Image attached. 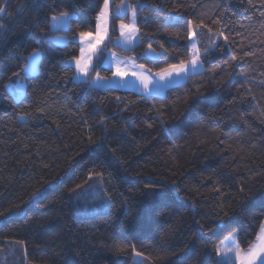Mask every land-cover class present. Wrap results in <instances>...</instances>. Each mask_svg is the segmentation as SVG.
I'll list each match as a JSON object with an SVG mask.
<instances>
[{"label":"trees","instance_id":"trees-1","mask_svg":"<svg viewBox=\"0 0 264 264\" xmlns=\"http://www.w3.org/2000/svg\"><path fill=\"white\" fill-rule=\"evenodd\" d=\"M121 3L137 13L131 50L114 43ZM103 5L0 0V264H217L232 234L247 249L264 221V0H115L88 79L111 76L109 51L151 73L187 63L193 37L203 70L161 96L73 81ZM63 12L70 31L53 32Z\"/></svg>","mask_w":264,"mask_h":264},{"label":"snow or ice","instance_id":"snow-or-ice-1","mask_svg":"<svg viewBox=\"0 0 264 264\" xmlns=\"http://www.w3.org/2000/svg\"><path fill=\"white\" fill-rule=\"evenodd\" d=\"M110 2L114 3L115 0H104L103 9L97 16L95 35H93L90 31H82L79 33L80 55L78 58L73 57L75 69L77 72V76L73 78V81L78 82V84L80 85L86 83L98 85L99 82L104 79L99 75V73H97L94 80H89L88 77L91 62L93 60V56L97 51V47L103 42V39L108 32ZM141 7L143 6L141 5ZM4 11L5 9L3 7H0V13H4ZM129 11L132 12L131 21L129 24L121 23L119 25L120 36L123 39L116 42L118 46L123 47L126 50H131L133 48V41H136L138 45V37L136 36V33L138 32V29L136 27L137 13L131 4L121 3L119 5H116L115 15L117 17L122 18ZM72 19L73 17L68 12H63L59 16H53L51 18V30H53V32L59 30H63L65 32L70 31V22L72 21ZM190 35L192 34L190 33ZM48 42L65 47L68 43V41L64 37L55 35ZM161 47L163 48V46ZM192 49L193 51L191 55L190 66L184 61H180L178 64L170 63L167 65V67L162 68L159 72L155 73L154 76H148L145 74L143 64L136 65L135 62L132 61L131 63L133 64L134 69L138 68L141 71L134 70L129 73L128 71H122L120 68H117L115 75L123 78L131 74L138 80H140L146 90L148 89V85H153L157 89V91H161L169 84L176 83L178 78H186L189 76L190 72L195 73L196 69L202 67L200 61V52L195 43L192 44ZM164 52H167V49H165ZM148 55L149 59L153 63H156L159 60H163L165 58L164 53H149ZM42 59L43 53L40 49L34 50L27 57V63L23 68H21V71L25 74V79L38 73L39 67L42 63ZM233 59H235V57H233ZM69 67H71V62H69ZM147 72L150 73L151 70L148 69ZM160 81H164L165 83L162 85ZM116 86L119 87L122 85L116 83ZM7 87L10 90V93L18 100L25 94L26 85L21 83L20 80H10ZM217 256L221 257V259L217 261V264H235V261H239V264H264V224L260 226V230L256 235L255 242L250 244L247 250H243L240 248L238 239L236 235L233 234L229 238L226 248H221L219 246L217 247Z\"/></svg>","mask_w":264,"mask_h":264},{"label":"crops","instance_id":"crops-1","mask_svg":"<svg viewBox=\"0 0 264 264\" xmlns=\"http://www.w3.org/2000/svg\"><path fill=\"white\" fill-rule=\"evenodd\" d=\"M111 7H112V3L110 2V16H109L108 32H107V35H105V37L103 39V42L98 45L96 53L102 48V46L107 42V40L109 38L110 21H111ZM71 16L73 17V15H71ZM131 18H132V12L129 13L128 21L125 22V24H129L130 21H131ZM121 23H123V22H121ZM121 23L118 24V27H117L118 36H117V38H116V40H115L114 43H115V45L118 48H120L122 50H126L125 48L118 46L117 43H116L118 40L123 39L120 36V27H119V25ZM96 24H97V17H96V22H95V29H96ZM50 27H51V21H50ZM95 29H94V32L92 33L93 35H95ZM136 36L138 37V41H139V32L136 33ZM59 37H63V36H59ZM78 42H79V36H78ZM193 43H195V41H194V38L192 37L191 44H190V48H189V50H190V60H191V55H192V51H193V49H192V44ZM136 44H137V42L136 41H133V47ZM79 46H80V42H79ZM96 53H95V55H96ZM149 53L159 54V53H155L151 48H148V49L145 50V55L147 57H149V55H148ZM79 55H80V52H79ZM94 56H93V59H94ZM190 60L186 63V64H189V66H190ZM132 61H134V59L122 57L120 55H117L113 51L107 52L106 53V56H105V59L103 61V66L105 68L111 70V76L109 78H104L103 80H101L98 85H95V84H93V85L96 86V87H98V88H114V89H117V90L132 91V92H135V93H138V94H143V95H146V96H149V95L161 96V95H163L165 93V91L167 89H169V88H171L173 86H176L178 84H181V83L185 82L186 79H187V77L186 78H184V77L178 78V80H177L176 83L169 84L167 87L163 88L161 91H157V89L153 85H148V89L146 90L144 88V85L140 82V80H138L135 76H133L131 74H129L128 76L123 77V78L118 77V76L115 75V73L117 71V68H120L122 71H128L129 73H131L134 70L135 71H141L138 68H135L134 69L133 64L131 63ZM69 62H71V66L75 69L74 60H70ZM69 62H68V65H69ZM92 64H93V60L91 62L90 69L92 67ZM144 70H145V74L148 75V76H154L155 75V73H151V72L149 73V72H147V69H145V68H144ZM202 70H203V66L200 67V68H198V69H196L195 73H191L190 72L189 76L190 75H193V74H196V73H199ZM75 76H77L76 69H75L74 77ZM95 77H94V79H95ZM110 81H111V83H110ZM76 83H78V82H76ZM116 83H119L122 86L117 87L116 86ZM160 83L163 85L165 82L164 81H160ZM262 224H264V221L262 222ZM259 230H260V228H259ZM259 230H258V232H259ZM232 235H230L228 238H226L218 246L221 247V248H226L227 247V244H228V241H229V238ZM255 240H256V237H255ZM255 240H254V242H255ZM245 250H247V249H245ZM217 257H218V260L221 259V257H219V256H217ZM235 264H239V261H235Z\"/></svg>","mask_w":264,"mask_h":264},{"label":"rangeland","instance_id":"rangeland-1","mask_svg":"<svg viewBox=\"0 0 264 264\" xmlns=\"http://www.w3.org/2000/svg\"><path fill=\"white\" fill-rule=\"evenodd\" d=\"M158 72H159V71H158ZM156 73H157V72H156ZM85 210H86V211H89V210H90V208H89V207H86V208H85ZM13 249H14V250H18V248H17V247H14ZM136 259H138V260H139V259H140V257H139V256H137V257H136ZM5 261H6V260H5ZM136 261H137V260H136Z\"/></svg>","mask_w":264,"mask_h":264}]
</instances>
